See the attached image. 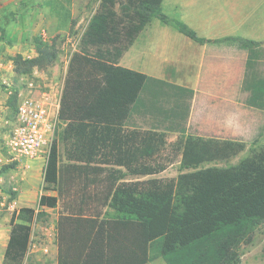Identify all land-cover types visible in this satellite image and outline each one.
Returning <instances> with one entry per match:
<instances>
[{
	"label": "trees",
	"instance_id": "trees-1",
	"mask_svg": "<svg viewBox=\"0 0 264 264\" xmlns=\"http://www.w3.org/2000/svg\"><path fill=\"white\" fill-rule=\"evenodd\" d=\"M164 1L101 0L71 61L70 76L87 103L77 120L56 132L44 170V183L55 184L54 191L66 199V212L56 225L58 264H149L160 258L166 264H242L244 245L253 244L264 226V147L228 168H201L238 157L247 144L183 133L172 148L183 172H191L167 180L126 179L167 169L162 162L167 134L126 126L149 77L120 65L154 20L201 45L248 51L252 60L263 46L235 36L202 38L179 17L167 15ZM34 47L35 57H10L17 75L29 76L57 62L56 40L35 38ZM252 89L249 103L264 108V79L253 81ZM18 93L15 89L7 99L15 117ZM12 168L15 164L3 171ZM49 200L41 196L40 206ZM57 200L52 199L54 207ZM31 216L22 211L12 219L7 264H25Z\"/></svg>",
	"mask_w": 264,
	"mask_h": 264
},
{
	"label": "rangeland",
	"instance_id": "rangeland-1",
	"mask_svg": "<svg viewBox=\"0 0 264 264\" xmlns=\"http://www.w3.org/2000/svg\"><path fill=\"white\" fill-rule=\"evenodd\" d=\"M173 1H170L167 9L172 8ZM257 1L261 3L263 0ZM220 2V0H198L201 14L209 16L207 8ZM255 2V0H234L231 2L232 9H238L236 5L240 4L251 11L255 9ZM100 3L101 0H0V212L4 220L7 218L10 220L6 223V231H8L6 236H11L13 230L9 203L16 201L15 209L12 211L13 218H17L22 211L32 214L27 236L28 253L25 264H58L56 225L60 215L66 212V199L59 197L58 192L54 191L57 190L55 184L44 183L46 164L42 160L35 162L29 170L12 168L3 171V168L8 165L4 159L6 155L4 142L12 132L15 119V115L7 107V99L15 89L20 91L31 80L36 83L56 85L62 91L57 132L79 118L81 109L87 103L86 94L80 91L75 76L72 74L70 76V64L80 49L81 39ZM190 9L191 11H187L190 12L189 22L180 19L190 27L201 29L202 16L198 14L199 9ZM164 12L170 16L169 10ZM163 28L158 20H154L147 28V38L156 43L163 41L161 32ZM202 33L209 35V32ZM35 38H41L49 43L56 40L59 58L53 66L45 70L37 69L36 73L29 76H19L14 72L10 57L18 54L26 58L35 57L37 55L34 47ZM262 41L264 45V38ZM144 44V41H141L138 45H134L121 60V66L141 72L148 68L155 69L157 63L144 56ZM260 72L264 76V59L260 65ZM132 116L130 115L126 120L128 128L154 130L151 124H147V119L149 121L151 118L146 119L145 114ZM164 133L167 134L168 148L162 155L164 157L162 162L166 164L167 169L154 176L127 177V181L167 180L177 178L182 173L191 172H183L181 157L175 154L172 148L182 134L175 131ZM240 142L246 143L247 148L238 157L226 162L208 163L201 168H228L236 165L241 159L249 157L252 150L264 147V129L250 141ZM58 151L62 162L60 164L66 163L65 148L62 143L59 144ZM43 186L48 189L43 190ZM15 187L19 188V191H15ZM41 196L50 199L44 206H40L39 203ZM52 199H58L55 207ZM242 251V264H264V226L257 231L254 243L244 245ZM153 264L166 263L160 258L154 260Z\"/></svg>",
	"mask_w": 264,
	"mask_h": 264
},
{
	"label": "crops",
	"instance_id": "crops-1",
	"mask_svg": "<svg viewBox=\"0 0 264 264\" xmlns=\"http://www.w3.org/2000/svg\"><path fill=\"white\" fill-rule=\"evenodd\" d=\"M170 1L173 0L164 1L163 9L187 23V11L199 9L202 27H191L202 38L235 36L263 43L264 0H255V9L251 11L240 4L236 5L238 9H232L234 0H220L207 8L209 16L201 14L198 0H174L172 8L167 9ZM162 27L163 41H150L147 27L132 45L144 41V56L157 65L155 69L138 71L149 77L148 90L131 116L145 114L146 119L151 118L147 124L155 131L230 141L257 137L264 129V108L251 105L249 100L254 96L252 82L264 79L260 72L264 45L252 60L248 51L238 47L201 45L172 27L161 24Z\"/></svg>",
	"mask_w": 264,
	"mask_h": 264
},
{
	"label": "built area",
	"instance_id": "built-area-1",
	"mask_svg": "<svg viewBox=\"0 0 264 264\" xmlns=\"http://www.w3.org/2000/svg\"><path fill=\"white\" fill-rule=\"evenodd\" d=\"M61 97L62 91L56 85L32 80L19 91L18 112L13 121L12 132L4 142V159L8 165L15 164L18 169L29 170L37 161L47 163L56 137ZM14 190L19 191V188L15 187ZM15 206L16 201L8 205L11 220ZM9 222L8 218L4 220L0 212V264H7L5 249L10 236H6V223Z\"/></svg>",
	"mask_w": 264,
	"mask_h": 264
}]
</instances>
